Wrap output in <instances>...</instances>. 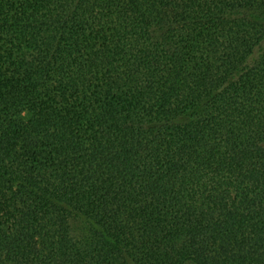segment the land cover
Returning <instances> with one entry per match:
<instances>
[{"label": "trees", "instance_id": "1", "mask_svg": "<svg viewBox=\"0 0 264 264\" xmlns=\"http://www.w3.org/2000/svg\"><path fill=\"white\" fill-rule=\"evenodd\" d=\"M0 264H264V0H0Z\"/></svg>", "mask_w": 264, "mask_h": 264}, {"label": "rangeland", "instance_id": "2", "mask_svg": "<svg viewBox=\"0 0 264 264\" xmlns=\"http://www.w3.org/2000/svg\"><path fill=\"white\" fill-rule=\"evenodd\" d=\"M6 42H8V39L5 38V35L4 34H1L0 33V51L7 52V53L9 52L10 53L11 48L5 46L6 45L5 44Z\"/></svg>", "mask_w": 264, "mask_h": 264}]
</instances>
